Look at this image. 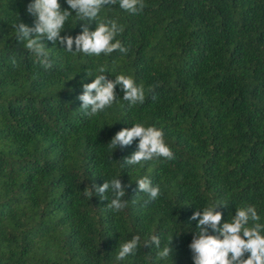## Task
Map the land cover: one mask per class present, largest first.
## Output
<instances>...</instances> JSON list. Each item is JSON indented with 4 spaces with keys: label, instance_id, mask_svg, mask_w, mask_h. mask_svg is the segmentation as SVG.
Returning <instances> with one entry per match:
<instances>
[{
    "label": "trees",
    "instance_id": "1",
    "mask_svg": "<svg viewBox=\"0 0 264 264\" xmlns=\"http://www.w3.org/2000/svg\"><path fill=\"white\" fill-rule=\"evenodd\" d=\"M32 2L0 0V264H194L196 210L226 205L222 226L252 205L264 223V0H144L138 14L105 5L97 21L123 27L127 53L68 52L45 38L50 68L16 40L15 23L34 26ZM59 2L73 15L61 35L75 37L89 21ZM101 67L142 84L144 103L130 107L117 85V102L85 115L78 97ZM134 123L162 129L174 158L126 165L138 139L108 144ZM144 176L161 188L154 201L135 196ZM113 178L131 183L119 212L84 195ZM135 235L136 253L117 260ZM151 235L162 247L173 239L167 259L145 246Z\"/></svg>",
    "mask_w": 264,
    "mask_h": 264
},
{
    "label": "clouds",
    "instance_id": "2",
    "mask_svg": "<svg viewBox=\"0 0 264 264\" xmlns=\"http://www.w3.org/2000/svg\"><path fill=\"white\" fill-rule=\"evenodd\" d=\"M70 9L75 11L80 21H89L82 28V32L77 36H62L65 29V22L72 15L68 10H61L59 0H33L27 7V12L35 17L34 26L29 27L23 22L15 23L16 40L23 43V46L31 54L39 59V63L50 68L48 47L42 42L45 38L53 44L59 43L68 52H83L88 55L99 57L102 53L109 55L119 50L127 53L128 48L124 47L117 35L123 31V27L115 20L97 21L100 9L105 5L119 4L121 9L133 14L141 13L146 7L144 0H66ZM92 21L97 22L96 29H90ZM35 34V38H33ZM75 45V51L73 46ZM15 64V59H12ZM87 76L92 77L90 71H86ZM91 83L83 84V93L78 97L82 102L81 109L85 115L92 117L111 107L118 101L115 89L117 85L124 92L123 100L129 106L143 104L145 101L144 86L137 85L132 77L120 74L115 76V80H109L105 75V69L99 68L98 74ZM155 98V97H153ZM139 141L137 150L131 156L124 159V163L129 166L141 164V162L151 161L154 158H166L171 160L174 153L165 143L164 132L155 126H145L142 123H134L131 128H124L112 138L108 144L110 148L130 146L133 141ZM136 195L144 193L149 201L156 200L161 195L160 186L153 185L147 176L139 178L136 182ZM126 187L120 178L106 180L102 186L93 185L91 191L88 187L84 190L85 196L97 194L101 200L109 201L107 208L119 212L127 206L125 196ZM111 193L109 200L106 193ZM226 206L220 202L196 210L191 216V220H198V225L189 248L193 254L194 264H264V223H260V216L257 209L252 205H245L237 208L232 219L223 223V213L217 208ZM251 226H249V222ZM218 232L219 236L209 234V231ZM222 237V238H221ZM141 237L135 235L132 239L119 243L117 260H123L129 255H134L139 246ZM171 239L161 246V239L158 235H151L145 246L154 245L157 249L155 260L167 259L173 251ZM250 253L245 259V254Z\"/></svg>",
    "mask_w": 264,
    "mask_h": 264
}]
</instances>
